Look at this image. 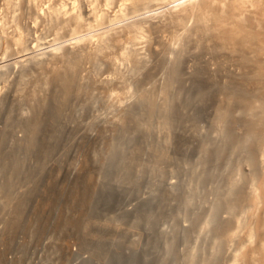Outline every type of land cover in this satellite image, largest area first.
I'll return each instance as SVG.
<instances>
[{
    "label": "rangeland",
    "instance_id": "374dc122",
    "mask_svg": "<svg viewBox=\"0 0 264 264\" xmlns=\"http://www.w3.org/2000/svg\"><path fill=\"white\" fill-rule=\"evenodd\" d=\"M109 1L0 0V264H264V0Z\"/></svg>",
    "mask_w": 264,
    "mask_h": 264
},
{
    "label": "bare ground",
    "instance_id": "6f19581e",
    "mask_svg": "<svg viewBox=\"0 0 264 264\" xmlns=\"http://www.w3.org/2000/svg\"><path fill=\"white\" fill-rule=\"evenodd\" d=\"M82 1V0H81ZM89 0H87L86 4L88 3ZM145 1V0H120V2H122L121 5H119L118 7L115 8V5L117 3V0H110L108 2L109 8L106 11H103L104 17L106 21H109L110 19H114L112 16V12H114V15L117 19H121L123 17L129 16L130 14H132L133 12L138 11V7L141 5V3ZM235 3L234 0H189V2L187 3V7H185L182 12H192V14L195 15V17H191L190 20L187 22V24H190V26L188 27V35L189 38L191 39H195L196 37V31L197 28L201 27L204 25L205 22H213V21H223V22H227L228 20V16L224 15L221 12L222 16L219 15L218 17H208V18H197L196 14H202V13H208V14H213L215 13V4L217 5H223L227 7V9H231L232 11H241L244 14H247L249 12V5L247 6V4L243 1H238ZM46 2V1H45ZM64 2V1H63ZM69 2V1H68ZM65 3V2H64ZM70 3V2H69ZM257 3L261 6H263V1L262 0H257ZM77 4V3H75ZM60 6L58 8L54 7L52 5V2H49L48 4L44 5L43 8L40 9L39 11V17L34 18L37 21V25L42 24L43 22H49L52 21L53 17H55L56 14H59L61 12H65L64 14L67 16H72L73 14L78 15L79 12H81V10L76 7V8H72L70 9L68 6H61V4H59ZM74 5V4H73ZM78 5V4H77ZM80 5V4H79ZM83 5V4H82ZM177 5H179L177 3ZM209 5V6H207ZM18 6V5H17ZM84 6H86L84 4ZM83 6V7H84ZM106 7V6H105ZM39 8V7H38ZM106 9V8H105ZM70 10L72 11V13L70 12ZM228 11V10H227ZM230 12V11H228ZM256 12V11H255ZM252 11V13H255ZM233 13V12H232ZM258 13V12H257ZM256 13V14H257ZM260 13V12H259ZM226 14V12L224 13ZM244 14L241 15V18H244ZM262 15V14H261ZM91 25V22L89 21V19L85 18L84 19H79L78 21V28L81 29L84 25V23H87ZM176 22L175 20H171V23ZM3 23V22H2ZM100 27V26H99ZM29 29V28H28ZM90 29V28H89ZM113 29V28H112ZM30 30V29H29ZM103 30V29H102ZM107 30V29H106ZM114 32V31H113ZM98 33V32H97ZM185 34V32H184ZM245 34L244 32H242V35ZM94 35V34H93ZM98 35V34H97ZM248 38H246L245 40H251V36L245 34ZM102 37V36H101ZM94 39V38H93ZM98 39V38H97ZM96 39V40H97ZM99 40V39H98ZM97 44V43H96ZM95 41L93 42L92 46H95ZM178 47V46H177ZM176 47V48H177ZM261 49V48H260ZM91 50V49H90ZM20 56V55H19ZM264 58V55L262 56ZM68 67L70 68L71 66H73V62L69 61L68 62ZM18 68V67H17ZM3 94L2 90L0 89V95ZM258 101L260 103H258V105L254 104V106L249 109L246 110V117L250 120V118H254L251 119L252 124L254 126H263L264 123L261 121H257L255 120L256 116H258V118H262V116L264 115V99L260 96L258 98ZM254 103V102H253ZM254 116V117H253ZM250 122V121H249ZM251 123V122H250Z\"/></svg>",
    "mask_w": 264,
    "mask_h": 264
}]
</instances>
